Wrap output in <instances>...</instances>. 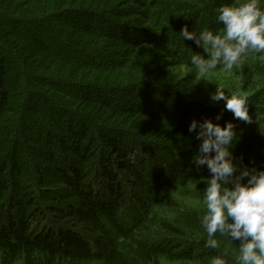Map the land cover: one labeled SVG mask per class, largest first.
<instances>
[{"label":"trees","instance_id":"trees-1","mask_svg":"<svg viewBox=\"0 0 264 264\" xmlns=\"http://www.w3.org/2000/svg\"><path fill=\"white\" fill-rule=\"evenodd\" d=\"M220 5L0 0V264H211L225 252L235 264L240 241L205 246L211 174L193 163L202 141L188 129L232 122L234 163L264 170V59L233 68L259 80L244 94L250 123L162 86H181L175 73L194 67L193 53L207 58L179 34L220 32ZM50 33L58 43L43 41ZM45 212L57 226L35 229Z\"/></svg>","mask_w":264,"mask_h":264},{"label":"clouds","instance_id":"clouds-1","mask_svg":"<svg viewBox=\"0 0 264 264\" xmlns=\"http://www.w3.org/2000/svg\"><path fill=\"white\" fill-rule=\"evenodd\" d=\"M217 23L223 28L214 32L204 28L197 34L187 26L179 34L182 39L193 40L207 54L193 53L190 64L204 77L221 67L230 72L249 55L259 54L264 59V6L261 0H235L233 4H221L214 9ZM217 85L212 101H224V108L234 118L250 123L247 97L240 90L229 93ZM217 115L216 120H220ZM232 122L225 126L193 120L189 132H196L202 142L193 157L197 168L207 166L211 178L201 191L204 212L200 225L207 233L206 247L217 249L223 238L228 245L240 241L235 264H264V170L241 168L234 163L231 151L238 139ZM244 178L247 182L244 183ZM227 253L211 258V264H228Z\"/></svg>","mask_w":264,"mask_h":264},{"label":"rangeland","instance_id":"rangeland-1","mask_svg":"<svg viewBox=\"0 0 264 264\" xmlns=\"http://www.w3.org/2000/svg\"><path fill=\"white\" fill-rule=\"evenodd\" d=\"M222 3H227L230 0H220ZM215 6V5H213ZM213 16L216 17V13L214 11ZM201 20V19H200ZM88 22V21H87ZM102 22V21H101ZM92 24L90 21L88 22ZM96 23V21H95ZM203 24V22H201ZM93 25V24H92ZM104 26V25H103ZM58 31V27L56 28ZM50 31V30H49ZM52 34H46V37L44 38V42L48 45L51 43H58V40L53 38ZM76 46V45H75ZM78 48V46H77ZM70 50L68 48H65V52H69ZM175 75L181 80V86L178 84H175V81L169 82L168 84L166 82L162 83V86H167L168 88L174 89H184L185 92V98H187L190 101L203 103L207 106L212 104H220L224 103V101H212L210 99L211 94L215 93L217 85H222L224 87V90L226 91V95L232 92H235L237 90H240L241 95L249 94L253 92L258 86L259 83H257L259 80L255 79L253 76H241L233 72V69L230 72H225L222 70L211 72L210 74L201 77L195 67H188V66H181L178 71H176ZM174 77V75H173ZM154 100L156 101H162L159 96L156 94L153 95ZM61 160V159H60ZM95 186L98 189H102L98 184L95 183ZM105 188V185H104ZM139 193V192H138ZM143 199H146L145 195L143 196ZM133 203V202H132ZM130 204H127V206L124 208V214L129 213ZM138 213H140L138 211ZM35 229L40 230L41 228L48 227H56L57 223L54 221V219L50 216L49 213L45 212L43 216L38 217L35 220V223L33 224Z\"/></svg>","mask_w":264,"mask_h":264}]
</instances>
